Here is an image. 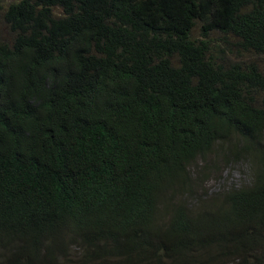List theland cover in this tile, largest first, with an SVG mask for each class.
Segmentation results:
<instances>
[{"label":"trees","instance_id":"16d2710c","mask_svg":"<svg viewBox=\"0 0 264 264\" xmlns=\"http://www.w3.org/2000/svg\"><path fill=\"white\" fill-rule=\"evenodd\" d=\"M2 10L0 264H264V0ZM210 156L250 180L191 203Z\"/></svg>","mask_w":264,"mask_h":264},{"label":"rangeland","instance_id":"374dc122","mask_svg":"<svg viewBox=\"0 0 264 264\" xmlns=\"http://www.w3.org/2000/svg\"><path fill=\"white\" fill-rule=\"evenodd\" d=\"M3 6L6 8L13 0H2ZM5 10V9H4ZM0 12V39L3 41L11 42L14 39V33L11 32L9 26L3 19V12ZM196 35L199 34V26L196 27ZM0 40V41H1ZM228 57L231 60L242 59L243 61H256L261 66H264V55H255L252 53H237L236 49H227ZM209 160L211 161L212 168L209 167ZM207 168H205L204 166ZM199 170H202L199 172ZM205 172L207 178L202 179V172ZM194 176L202 179L195 192L199 195L192 197L191 203L197 201L203 202L204 199L210 197L211 193L218 192L222 188L248 182L250 180V170L246 162L232 161L223 163L218 157L210 156L209 159H198L193 167ZM199 206V205H198Z\"/></svg>","mask_w":264,"mask_h":264}]
</instances>
